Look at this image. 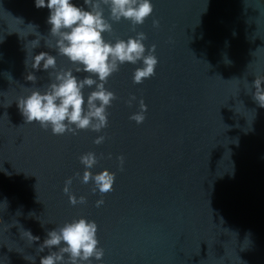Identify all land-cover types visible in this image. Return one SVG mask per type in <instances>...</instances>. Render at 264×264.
I'll return each instance as SVG.
<instances>
[{
  "label": "water",
  "instance_id": "95a60500",
  "mask_svg": "<svg viewBox=\"0 0 264 264\" xmlns=\"http://www.w3.org/2000/svg\"><path fill=\"white\" fill-rule=\"evenodd\" d=\"M73 2L87 10L84 0ZM152 3L153 16L135 31L122 19L104 35L115 42L144 32L147 48L156 45V75L135 84L142 65L125 63L106 85L118 97L109 126L53 135L26 123L17 101L52 82L31 67L32 56L49 52L58 68L73 65L45 44H55L48 8L0 0V264H33L28 256L40 264L47 233L81 217L98 224L105 250L91 264H264V107L252 87L264 77V0ZM141 99L148 110L137 124L130 117ZM88 152L98 157L93 174L116 173L114 191L101 196L94 182L82 183ZM69 178L71 194L87 203L70 204Z\"/></svg>",
  "mask_w": 264,
  "mask_h": 264
},
{
  "label": "clouds",
  "instance_id": "9594fccd",
  "mask_svg": "<svg viewBox=\"0 0 264 264\" xmlns=\"http://www.w3.org/2000/svg\"><path fill=\"white\" fill-rule=\"evenodd\" d=\"M84 5L87 10L84 6H77L73 0H35L38 9L46 7L50 10L47 23L51 25L49 35L55 38V44L45 41L46 46L54 48L58 55L67 57L73 66L67 69L58 68L57 56L49 52L32 56L31 67L47 71L52 82L44 91L32 90L17 102L26 123L38 122L41 128H50L53 135H78L81 130L99 133L107 128L110 115L108 109L118 99L116 93L106 87L109 79L125 63L141 64L134 71L133 82L142 84L156 75L159 63L155 55L156 45L147 48L144 41L148 37L144 32H138L136 37H129L127 40L117 39L115 42L106 40L104 35L112 33L113 22H120L122 19L131 21L132 30L135 31L137 25H143L153 16L155 6L152 0H84ZM106 9L110 13L108 17L105 16ZM153 26L158 28L160 21L153 19ZM31 45L32 49L39 47L40 39L31 41ZM76 73L87 75L81 78ZM27 80L35 82L37 77L30 73ZM86 87L94 88L87 98L84 94ZM252 87L255 88L254 101L264 107V77H256ZM136 99L133 95L127 102L129 106ZM139 106L140 111L134 113L130 119L142 124L146 120L148 108L143 99L139 101ZM105 139L101 135L94 143L100 145ZM119 161L123 170V155L119 157ZM80 162L86 168L82 183L94 182L93 194L98 190L103 196L115 190V172L104 169L93 174L91 171L98 163L94 152L80 156ZM76 175L79 176V173ZM71 184L72 178H69L64 187L65 194H69L70 204L76 206L87 203V197L77 198L71 194ZM104 203L101 198L97 200L96 206L100 207ZM98 231V224L84 217L49 231L38 249L39 252L48 249L49 254L41 257L40 264H91L92 258L102 260L105 250L100 246ZM24 234L31 242L40 239L30 231H24ZM26 259L34 264V257L28 256Z\"/></svg>",
  "mask_w": 264,
  "mask_h": 264
}]
</instances>
